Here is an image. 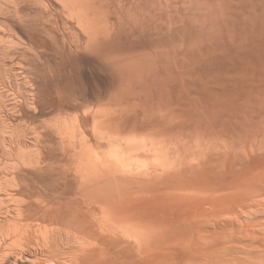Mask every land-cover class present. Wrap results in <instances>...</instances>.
I'll list each match as a JSON object with an SVG mask.
<instances>
[{
  "label": "bare ground",
  "instance_id": "6f19581e",
  "mask_svg": "<svg viewBox=\"0 0 264 264\" xmlns=\"http://www.w3.org/2000/svg\"><path fill=\"white\" fill-rule=\"evenodd\" d=\"M0 264H264V0H0Z\"/></svg>",
  "mask_w": 264,
  "mask_h": 264
}]
</instances>
